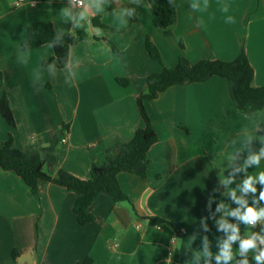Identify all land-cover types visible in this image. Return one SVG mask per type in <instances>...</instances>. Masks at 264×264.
<instances>
[{
	"label": "crops",
	"instance_id": "crops-1",
	"mask_svg": "<svg viewBox=\"0 0 264 264\" xmlns=\"http://www.w3.org/2000/svg\"><path fill=\"white\" fill-rule=\"evenodd\" d=\"M170 1L177 21L159 29L148 0H85L81 10L64 0H0V98L7 95L16 119L12 129L0 115V143L12 134L17 149L50 147L58 161L47 163L48 174L89 180L107 151L117 154L145 127L138 98L162 67L181 57L233 62L244 49L253 86L264 87V0ZM39 22L62 37L85 35L64 69L52 45L21 51ZM147 38L162 65L147 55ZM141 105L158 141L145 179L118 176L134 210L100 194L89 207L94 220L81 226L78 195L40 182L33 196L0 168V264H264L256 258L264 252V108L241 114L221 77ZM245 241L254 247L243 250Z\"/></svg>",
	"mask_w": 264,
	"mask_h": 264
},
{
	"label": "trees",
	"instance_id": "trees-1",
	"mask_svg": "<svg viewBox=\"0 0 264 264\" xmlns=\"http://www.w3.org/2000/svg\"><path fill=\"white\" fill-rule=\"evenodd\" d=\"M148 1L153 10V24L156 28L167 29L176 23L177 10L170 0ZM84 38L83 33L59 36L50 22H39L28 28L26 39L20 48L22 52H27L43 45H52L57 67L64 69L70 60L71 47ZM146 53L150 59L162 65L160 52L149 38L146 39ZM254 76L255 71L244 49L239 58L233 62L204 60L191 65L185 57H181L175 68L162 67L159 74L148 78V91L138 98L145 127L138 130L130 142L119 145L117 154L107 151L103 163L92 166L89 180H81L62 169H59L55 176L48 174L45 167L51 160L58 161L57 151L50 147L39 146L29 147L26 150L17 149L14 147L12 134L0 143V168L20 177L30 188L33 196H38L40 182L61 186L68 192L78 195L73 210L81 226H86L94 220L89 213V207L100 194L109 195L115 203H128L134 210L122 190L118 176L127 172L145 179L149 164L148 151L158 141V135L149 122L141 101L156 99L174 86L202 83L213 77H221L229 83L230 96L236 109L241 114L252 116L264 108V87L253 86ZM117 81L124 87L130 85L128 80ZM2 86L3 80L0 74V89ZM0 115L12 129L16 128V119L5 93L0 98ZM79 264H92V260L87 259Z\"/></svg>",
	"mask_w": 264,
	"mask_h": 264
},
{
	"label": "clouds",
	"instance_id": "clouds-1",
	"mask_svg": "<svg viewBox=\"0 0 264 264\" xmlns=\"http://www.w3.org/2000/svg\"><path fill=\"white\" fill-rule=\"evenodd\" d=\"M224 10L227 11V8H225ZM229 22H232V17L229 18ZM261 179L264 180V174H261ZM245 187L246 188L250 187V181H246L245 182ZM261 198H264V193H261ZM253 217H254V210L253 209H249L248 212L245 215V218H253ZM249 222H251V219L249 220ZM232 239H235V237H232ZM252 247H254V244H253L252 241H245V242H242V244H241V248L243 250H247V249L252 248ZM223 258L226 259V260L230 259V253L225 251L223 253ZM256 258L258 260L259 259H264V252H261L260 256H258Z\"/></svg>",
	"mask_w": 264,
	"mask_h": 264
},
{
	"label": "built area",
	"instance_id": "built-area-1",
	"mask_svg": "<svg viewBox=\"0 0 264 264\" xmlns=\"http://www.w3.org/2000/svg\"><path fill=\"white\" fill-rule=\"evenodd\" d=\"M64 1L70 3L76 9L81 10L85 7V0H64ZM249 224L255 225L256 222L254 220H251V222H249Z\"/></svg>",
	"mask_w": 264,
	"mask_h": 264
},
{
	"label": "rangeland",
	"instance_id": "rangeland-1",
	"mask_svg": "<svg viewBox=\"0 0 264 264\" xmlns=\"http://www.w3.org/2000/svg\"><path fill=\"white\" fill-rule=\"evenodd\" d=\"M45 171H48V170H47V167H45Z\"/></svg>",
	"mask_w": 264,
	"mask_h": 264
}]
</instances>
